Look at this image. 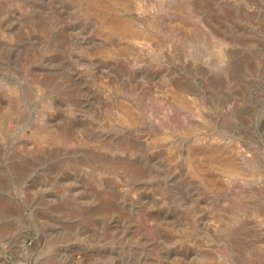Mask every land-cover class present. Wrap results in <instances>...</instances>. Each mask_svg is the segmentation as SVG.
I'll return each mask as SVG.
<instances>
[{"label": "rangeland", "instance_id": "rangeland-1", "mask_svg": "<svg viewBox=\"0 0 264 264\" xmlns=\"http://www.w3.org/2000/svg\"><path fill=\"white\" fill-rule=\"evenodd\" d=\"M0 264H264V0H0Z\"/></svg>", "mask_w": 264, "mask_h": 264}]
</instances>
